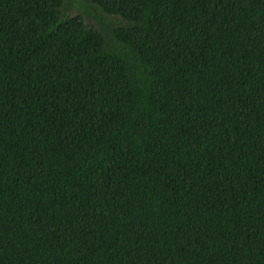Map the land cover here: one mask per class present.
I'll use <instances>...</instances> for the list:
<instances>
[{
    "label": "trees",
    "instance_id": "16d2710c",
    "mask_svg": "<svg viewBox=\"0 0 264 264\" xmlns=\"http://www.w3.org/2000/svg\"><path fill=\"white\" fill-rule=\"evenodd\" d=\"M0 264H264V0H0Z\"/></svg>",
    "mask_w": 264,
    "mask_h": 264
}]
</instances>
